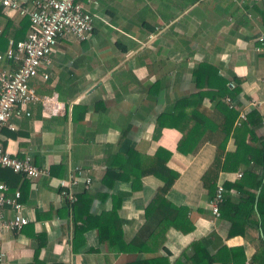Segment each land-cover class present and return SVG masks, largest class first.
Segmentation results:
<instances>
[{"label":"crops","instance_id":"obj_1","mask_svg":"<svg viewBox=\"0 0 264 264\" xmlns=\"http://www.w3.org/2000/svg\"><path fill=\"white\" fill-rule=\"evenodd\" d=\"M93 2L87 6L94 25L90 36L80 40L66 33L51 52L49 78L30 81L38 94H56L63 109L51 114L31 104L30 115L12 118L14 129H0L5 150L17 156L29 154L37 166L49 169V176L33 182L9 168L0 169V181L9 187L8 195L20 192L22 214L28 218L20 229L0 232V264H127L156 255L177 264L183 252L191 254V244L197 240L211 253L222 246L242 247L245 264H252L257 243L247 232L227 236L229 222L213 214L200 180L215 145L205 142L196 153L185 154L177 150L181 136L177 128L156 131V126L159 115L171 110L177 99L198 91L192 69L201 62L212 64L240 87L233 99L238 112L252 110L250 100H264V40H258L264 38V0ZM23 18L14 11L1 14L0 32L6 19L18 23ZM26 33L19 30L8 38L21 39ZM0 66L16 64L3 59ZM211 104L205 96L202 105ZM253 109L262 118L256 133L264 135V115ZM124 129L135 143L140 168L149 167L158 148L171 152L166 165L178 177L166 198L173 206L186 207L192 223L187 233L168 227L156 250L139 243L128 251L113 249L100 241L94 228L74 241L71 207L59 194V180L82 170L92 180L86 189L92 198L90 213L109 211L118 201L114 196H120L117 215L123 220V244L136 236L147 238L159 216L155 212L146 216L145 208L162 181L154 175L135 184L118 180L108 186L101 181L108 163L112 168L119 164L113 156ZM225 149H234L232 139ZM237 171L220 173L219 181H234ZM83 189L79 184L73 191ZM101 194H106L103 200ZM13 214L12 208H4L5 219ZM175 222L181 219L176 217ZM238 256L241 260L240 252Z\"/></svg>","mask_w":264,"mask_h":264},{"label":"trees","instance_id":"obj_2","mask_svg":"<svg viewBox=\"0 0 264 264\" xmlns=\"http://www.w3.org/2000/svg\"><path fill=\"white\" fill-rule=\"evenodd\" d=\"M19 30H29L27 17L18 23L6 19V24L0 32V48L4 49L5 39L13 37ZM192 77L198 91L180 97L174 102L171 110L159 115L156 131L164 126L177 128L181 134L177 150L185 154L196 153L205 142L215 145L214 157L200 177L202 185L210 198L214 197L218 183L224 186L218 210L219 216L229 222L227 236L249 233L257 243V249L252 255V264H264V135L256 133L262 118L256 109L252 108L247 112L245 120L235 123L239 112L230 107L224 98L229 96L234 99L240 87L236 84L230 88L229 80L212 64H197L192 69ZM201 89H206L204 94L200 92ZM204 95L211 101L210 107L202 105ZM229 139H232L234 149L228 151L225 146ZM134 145L127 130H122L118 139L119 150L113 156L119 164L117 168H112L108 163L101 181L112 186L118 180L132 181L135 184L145 175L158 177L162 184L145 208L146 216L152 212L159 216L156 226L147 238L141 240L136 236L123 244V220L117 215L120 196H114L118 201H114L109 211L103 210L100 215H96L90 213L92 198L90 193L83 189L75 193L76 200L70 206L74 241L76 236L81 237L84 231L94 228L100 241H106L113 249L128 251L131 246L139 243L156 250L162 243L168 227L174 226L183 233L192 229V223L187 216L188 209L173 206L166 198L168 189L178 177V173L166 165L171 152L158 148L147 165L149 167L140 168V159ZM234 170H240L241 176L234 181H219L220 173ZM10 172L15 173L12 170ZM101 196L103 200L106 194ZM176 217L181 219L180 223L175 222ZM191 249V254L183 252V259H178L177 264H245L242 247L222 246L211 253L203 241L197 240L192 242ZM239 252L242 254L241 260L238 259ZM127 264L170 263L166 256L156 255Z\"/></svg>","mask_w":264,"mask_h":264},{"label":"built area","instance_id":"obj_3","mask_svg":"<svg viewBox=\"0 0 264 264\" xmlns=\"http://www.w3.org/2000/svg\"><path fill=\"white\" fill-rule=\"evenodd\" d=\"M95 3L93 0H32L25 3L19 0H0V17L8 11H14L21 17L29 20V30L21 39L8 38L5 51H0V61L11 60L16 67L3 68L0 66V129L8 126L15 128L12 118L28 116L31 114L29 106L39 104L42 111L56 114L63 109L62 102L58 101L56 94L40 95L30 85L33 78L48 79L51 70V52L66 33L74 35L77 39H86L93 31V16L87 6ZM258 40L263 43V36ZM230 88L235 86L229 82ZM225 102L234 107L235 102L229 96ZM252 108H258L264 115V100H250ZM247 111L240 110L235 121L236 124L246 119ZM0 167L9 168L20 173L31 182L49 176V169L37 166L29 154L23 156L13 155L0 144ZM235 178L241 176V171L234 174ZM81 184L85 189L92 185L89 176L82 170L72 173L67 179H60L58 183L59 194L68 202L76 200L73 188ZM9 187L0 181V232L17 230L28 222L27 216L22 214L23 205L20 201V192L16 190L12 196L8 195ZM224 186L217 184L214 197L209 204L214 215L219 216L218 204L222 199ZM14 210L10 219H5V207Z\"/></svg>","mask_w":264,"mask_h":264}]
</instances>
